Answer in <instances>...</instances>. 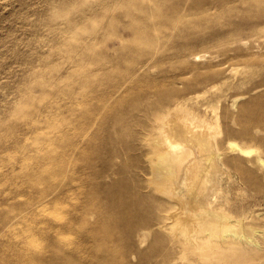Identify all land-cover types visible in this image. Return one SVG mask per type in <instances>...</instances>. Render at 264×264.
<instances>
[{
  "label": "rangeland",
  "instance_id": "rangeland-1",
  "mask_svg": "<svg viewBox=\"0 0 264 264\" xmlns=\"http://www.w3.org/2000/svg\"><path fill=\"white\" fill-rule=\"evenodd\" d=\"M0 264H264V0H0Z\"/></svg>",
  "mask_w": 264,
  "mask_h": 264
},
{
  "label": "bare ground",
  "instance_id": "bare-ground-1",
  "mask_svg": "<svg viewBox=\"0 0 264 264\" xmlns=\"http://www.w3.org/2000/svg\"><path fill=\"white\" fill-rule=\"evenodd\" d=\"M175 136H178V135H175ZM175 137H173V139H174ZM177 138V137H176ZM180 138V137H179ZM195 138H199V136L198 137H195ZM170 139V138H168V140H167V143L165 144L163 141H159V142H156V146L158 147V145L160 146V150H157V158H156V161H155V164H156V168H155V172L156 173H160L161 175H163L164 177H165V180L166 181H168L169 179H171L172 177H176V174H177V168H178V162H179V158H180V156L182 155V153H183V151L182 150H176L175 148H174V146L175 145H177V142H178V140L177 139ZM196 140V139H195ZM163 142V143H162ZM203 142H204V140H203ZM202 142V143H203ZM163 144V145H162ZM204 145V144H203ZM207 153V152H206ZM208 154V153H207ZM205 158V157H204ZM206 158H207V155H206ZM209 158V157H208ZM208 160V159H207ZM165 181V182H166ZM170 182V181H169ZM158 183V182H157ZM169 184V183H168ZM119 185V184H118ZM126 186V185H125ZM124 186V187H125ZM118 187V186H117ZM112 188H114V186L112 187ZM111 188V189H112ZM171 190V189H170ZM113 191V190H112ZM117 191H119L118 189H117ZM122 191V190H121ZM120 191V192H121ZM162 191H163V189H162ZM119 192V193H120ZM116 193H118V192H116ZM115 193V194H116ZM118 193V194H119ZM121 194V193H120ZM123 194V193H122ZM118 197V196H117ZM116 197V198H117ZM129 198V197H128ZM115 199V198H114ZM123 199V198H122ZM125 200V199H124ZM132 200V199H131ZM123 202V201H122ZM121 202V203H122ZM137 202V201H136ZM130 203V202H129ZM124 205V204H123ZM122 205V206H123ZM126 205H127V203H126ZM129 205V204H128ZM117 206V205H116ZM135 206H137L136 205V203L134 202V207ZM125 206H123V209H125L124 208ZM131 207H133V206H130L129 208L131 209ZM133 207V208H134ZM141 208V207H140ZM139 208V209H140ZM134 210V209H133ZM133 210L131 211L132 213H133ZM126 212L128 211V210H125ZM135 211V210H134ZM136 211H137V209H136ZM140 211V210H139ZM124 212V211H123ZM129 213V212H128ZM138 213V212H137ZM134 214H136V212L134 213ZM137 215V214H136ZM133 216V215H132ZM137 216H139V215H137ZM128 217V216H127ZM133 217H135V216H133ZM130 219V218H129ZM136 219H137V217H136ZM136 219L134 220V221H136ZM124 220H126V219H124ZM130 220H132V219H130ZM126 221H128V220H126ZM140 221V220H139ZM211 221H213V220H211ZM132 222V221H131ZM138 222V221H137ZM215 222V221H214ZM125 223H127V222H125ZM129 223V222H128ZM132 223H134V222H132ZM141 223V222H140ZM130 224V223H129ZM128 224V225H129ZM213 226L211 227V229H209L208 227H207V224H204V222H197V224H196V228H195V230H196V232H197V234H190V230H188L189 228L188 227H186L185 226V228H184V230H183V232L181 233L186 239H192V240H200V239H202V238H204V239H208L207 237H212V236H214V235H216V234H218V233H220L223 229H224V227L226 226V225H229L228 223H226V224H222V223H218V222H215L214 224H212ZM123 226V225H122ZM131 226V225H130ZM133 226V225H132ZM135 226V225H134ZM131 228V227H130ZM128 231V230H127ZM132 231V230H131ZM205 231H208L207 233H205ZM207 236V237H206ZM247 240V239H246ZM251 241V240H250ZM245 244H247V243H245ZM230 245V247L232 248V250L233 249H235V244L234 243H230L229 244ZM251 246V245H250ZM220 248H223L221 245L219 246ZM228 249V248H227ZM230 249V248H229ZM248 252V251H247ZM251 254V253H250ZM249 255V254H248ZM227 258H229V257H232L233 259L234 258H246V255H245V253H240V254H231V255H225ZM234 261H236V263L238 262V260H234Z\"/></svg>",
  "mask_w": 264,
  "mask_h": 264
}]
</instances>
